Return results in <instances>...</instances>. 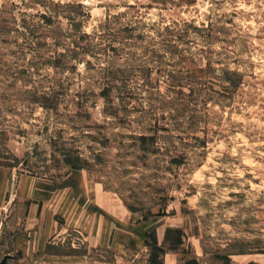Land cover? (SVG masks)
<instances>
[{"label":"rangeland","instance_id":"374dc122","mask_svg":"<svg viewBox=\"0 0 264 264\" xmlns=\"http://www.w3.org/2000/svg\"><path fill=\"white\" fill-rule=\"evenodd\" d=\"M2 148L6 264H149L166 229L184 235L166 264H264V0H0ZM35 181L32 237L17 188ZM94 184L109 244L53 212L80 192L95 213Z\"/></svg>","mask_w":264,"mask_h":264},{"label":"crops","instance_id":"0c3cea01","mask_svg":"<svg viewBox=\"0 0 264 264\" xmlns=\"http://www.w3.org/2000/svg\"><path fill=\"white\" fill-rule=\"evenodd\" d=\"M10 170L5 165H0V224L2 223L3 218H6V211L9 203V185H10ZM85 182H82L81 184H84ZM32 184V185H31ZM29 186L24 187L23 185H19V188H17V194L20 195V197L26 198L27 201H29V207H28V214L26 218V222L31 224V232L32 237H34L33 233L36 232L39 235L40 231V224L42 222L41 219H44L43 217V203H41L39 196L40 188L39 183L37 181L32 182ZM49 184V183H47ZM98 184V183H97ZM37 187H36V186ZM85 185H88V183H85ZM94 186L97 187H91L95 191L94 194L91 193V197H95V201L93 203V199L90 198V204L87 205V207H92V210L95 209V213H86L82 217L77 213V201L79 200L78 195L82 193L77 192L74 195L70 192L69 194H62V204L63 206H59V201L57 200L55 202V208L53 209L54 213L62 214L64 224L70 227H76L80 228L84 231L85 237H90L91 241L93 239H96L97 242H100L101 245L112 243L111 235L113 233V229L108 228L106 230L107 235L104 233V221H103V210H104V200H103V190L98 188V185L94 184ZM79 193V194H78ZM88 198V197H87ZM97 211H102L100 214ZM5 214V215H4ZM100 215V217H98ZM4 216V217H3ZM86 216V219L84 218ZM88 220V222H87ZM96 223V224H95ZM30 224H27L30 226ZM90 224V226L88 225ZM99 224V226H98ZM95 225V226H94ZM94 226V227H92ZM93 229L94 233H90V230ZM111 231V232H110ZM0 238H1V231H0ZM2 243L3 237L0 240ZM172 254V252H165L163 255V264H166V260L168 259V254ZM10 255L9 253H6ZM5 255V254H4ZM3 255V256H4ZM2 256V257H3ZM11 257V255H10ZM9 257V258H10ZM7 259V261L9 260ZM1 259V258H0Z\"/></svg>","mask_w":264,"mask_h":264},{"label":"trees","instance_id":"16d2710c","mask_svg":"<svg viewBox=\"0 0 264 264\" xmlns=\"http://www.w3.org/2000/svg\"><path fill=\"white\" fill-rule=\"evenodd\" d=\"M11 30V29H9ZM62 61H59L58 59H52L51 65L53 66H58L61 65ZM55 64V65H54ZM102 96H104L107 101L109 100V95L108 93H105L104 91L101 92ZM34 103L39 104L45 109H54L56 108L58 104V99L54 96L51 95V93L47 91L39 92L34 94V98L32 99ZM137 140L140 144V148L143 151L149 150L148 147H146L147 143H151L152 145L155 144L156 141V136L155 135H146V134H140L137 136ZM3 151L7 152L6 148H2ZM0 150V159L6 158L7 153H3ZM60 155L62 156L64 162L68 165H70L72 168H84L88 165L87 159H83L78 155H73L71 152H69L68 149H61L60 150ZM0 165H4L0 161ZM128 209L131 211H135V208L128 206ZM183 233L181 230L178 229H166L165 234H164V241L162 245L157 244V238L151 237V242H147V247L149 251V264H163V255L167 251H176L177 250V245L182 244V238H183ZM230 253H227L229 255ZM226 255V256H227ZM160 257V258H159ZM185 264H197V261L195 259H190L186 260Z\"/></svg>","mask_w":264,"mask_h":264},{"label":"water","instance_id":"95a60500","mask_svg":"<svg viewBox=\"0 0 264 264\" xmlns=\"http://www.w3.org/2000/svg\"><path fill=\"white\" fill-rule=\"evenodd\" d=\"M10 257V255L5 254L1 259H0V264H6L7 259Z\"/></svg>","mask_w":264,"mask_h":264}]
</instances>
